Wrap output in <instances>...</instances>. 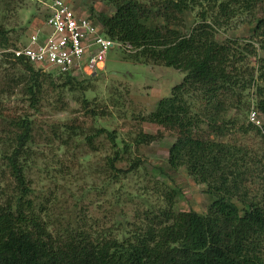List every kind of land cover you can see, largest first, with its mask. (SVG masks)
<instances>
[{
  "label": "trees",
  "instance_id": "obj_1",
  "mask_svg": "<svg viewBox=\"0 0 264 264\" xmlns=\"http://www.w3.org/2000/svg\"><path fill=\"white\" fill-rule=\"evenodd\" d=\"M101 1L114 7V14H95L92 8L89 19L105 37L133 47L137 52L128 57L135 61L184 74L148 120L176 134L169 166L184 168L206 185L211 203L204 214L177 210L174 190L166 207L147 212L139 228L128 231L121 223L120 237L70 223L52 230L56 226L37 202L29 177L42 153L34 115L51 94L86 93L93 78L52 68L58 73L54 78L43 66L7 56L0 62L5 81L0 95L17 93L28 110L3 112L0 99V264H264V129L248 125L260 139L259 156L224 141L231 110L254 109L264 116V59L258 69H246L243 53L256 56L254 46L221 43L215 28L221 18L247 14L254 33L264 36V0ZM197 7L202 8L199 22L184 33L186 14ZM0 46L17 47L1 26ZM252 87L257 98L251 108L242 102V91ZM79 129L78 124L52 125L44 143L68 147L81 135ZM103 134L115 142V133L104 128L85 140L91 146ZM136 137L138 146L157 139L143 132ZM121 158L116 150L112 166Z\"/></svg>",
  "mask_w": 264,
  "mask_h": 264
},
{
  "label": "rangeland",
  "instance_id": "obj_2",
  "mask_svg": "<svg viewBox=\"0 0 264 264\" xmlns=\"http://www.w3.org/2000/svg\"><path fill=\"white\" fill-rule=\"evenodd\" d=\"M52 0H0V26L17 46L25 45L37 29L43 28ZM76 11L86 17L91 9L95 14H114V7L101 0H65ZM202 8L188 12L184 33L189 34L199 22ZM247 14L230 19L221 18L216 28V38L223 43L234 40L244 47L254 46L256 56L243 53V67H258L264 59V36L255 34L254 24ZM120 47L109 51L105 70L92 77L86 93L66 92L58 96L51 94L43 103L41 111L34 115L39 127V158L29 174L37 196V202L45 206L53 224L52 230L68 223L94 232H112L120 237L121 223L126 229L139 228L146 223L147 212H157L166 207L173 196L177 210L207 212L211 198L207 186L196 183L184 168L169 166V150L176 134L148 120L158 102L171 95L184 74L180 71L154 63L143 64L128 57L137 51L120 42ZM44 72L58 73L52 68ZM57 84L61 81L57 80ZM5 81L0 76V90ZM255 87L242 91V102L253 107L256 102ZM3 112H24L27 104L17 93L0 95ZM86 99L89 103L83 104ZM95 112L96 116L93 115ZM224 141L237 144L251 155H258L261 142L254 129H249V110H231ZM259 127L264 129V116L258 115ZM235 121V122H234ZM78 124L80 136L71 145L60 147L59 141L47 146L45 136L51 137L52 125ZM243 127V128H242ZM115 133V142L107 135L95 137L90 146L86 136H93L98 129ZM248 129V130H247ZM247 130V131H245ZM151 134L157 139L151 144L136 145L137 134ZM122 158L114 162L115 151ZM259 156V155H258ZM139 162V163H138ZM134 163L138 166L128 170ZM128 171V173H127Z\"/></svg>",
  "mask_w": 264,
  "mask_h": 264
},
{
  "label": "built area",
  "instance_id": "obj_3",
  "mask_svg": "<svg viewBox=\"0 0 264 264\" xmlns=\"http://www.w3.org/2000/svg\"><path fill=\"white\" fill-rule=\"evenodd\" d=\"M116 47L120 44L105 37L89 17L77 14L65 0H52L43 28L33 32L25 45L0 46V62L10 56L64 74L95 77L105 70L109 51ZM250 121L260 125L254 109Z\"/></svg>",
  "mask_w": 264,
  "mask_h": 264
}]
</instances>
